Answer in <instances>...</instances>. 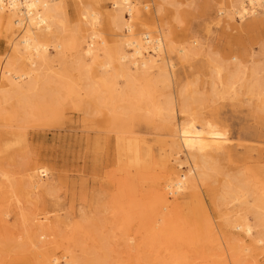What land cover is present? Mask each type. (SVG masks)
Wrapping results in <instances>:
<instances>
[{
  "label": "bare ground",
  "instance_id": "obj_1",
  "mask_svg": "<svg viewBox=\"0 0 264 264\" xmlns=\"http://www.w3.org/2000/svg\"><path fill=\"white\" fill-rule=\"evenodd\" d=\"M214 1L215 26L264 21V0ZM177 4L0 0V232L12 213L17 226L0 234V252L20 250L11 264H110L105 223L94 207H62L56 191L67 183L46 159L20 176L8 167L35 135L29 129L73 122L68 111L91 164V203L112 189L114 229L138 225L129 264H196L189 253L202 246L215 250L200 257L210 264H263L255 249L264 248V142L255 132L247 142L261 148L232 138L219 114L246 104L264 120L263 69L239 55L210 58L196 38L176 41ZM200 56L205 69L193 62L181 83L178 69ZM83 189L72 184L69 203ZM59 225L70 229L65 245L51 239ZM57 244L59 255L45 248Z\"/></svg>",
  "mask_w": 264,
  "mask_h": 264
},
{
  "label": "rangeland",
  "instance_id": "obj_2",
  "mask_svg": "<svg viewBox=\"0 0 264 264\" xmlns=\"http://www.w3.org/2000/svg\"><path fill=\"white\" fill-rule=\"evenodd\" d=\"M178 1V13L180 24L178 27L172 28L175 32V40L178 42L187 41L189 38H196L203 45L204 51L210 56V58H216L220 60L222 58L229 59L233 55L241 56V61L250 64L251 61L257 62V64L263 69L260 76L264 79V21L263 20H253L249 21L240 30L231 31L230 28L225 27V24L220 23V25L215 26L211 23L213 12L211 7L216 3L214 0H177ZM67 10L70 12L73 10L72 4L66 1ZM208 9V10H206ZM224 25L225 28H222ZM237 26V24L235 23ZM206 57L200 56L195 60H192V64L185 65L184 69H178L176 78L180 79L181 83L186 82L188 78V72L190 65H194L199 68V70H204L202 67L203 63H206ZM200 60V61H199ZM199 61V62H198ZM205 66V64H204ZM191 70V69H190ZM203 72V71H202ZM203 73L200 72L199 76ZM190 80V79H188ZM68 117L73 118V122L69 121L67 118L61 126L56 127H43L44 131L40 128L29 129L32 135V140H29L28 146L20 154H14L11 158L10 165L8 166L10 171H12L16 176H20L21 172L24 171L29 162H34L40 157L47 160L48 165L54 168V175L60 176L61 182H66L67 184H62L56 191V195L60 198V204L66 209L72 208V214L76 215V211L79 208V204L88 205L89 207H94L93 213L97 218H101L102 222L105 223V228L103 229V236L106 238L107 250L110 252V257L108 263L110 264H129V259L133 256L135 249V244L138 240L139 231H137L138 225L135 220L132 219L129 223V228L127 231L121 230L116 231L113 227L115 220L113 215L117 214L119 211L113 206L114 202L111 195L115 194L112 189L104 188V192L99 198H96V203H91L95 197H92L89 192L93 187L91 184V178L93 172L91 170V164L88 161L87 155L83 150L82 141L80 136L75 132L79 129L77 123H74V116L76 114L73 111H68ZM220 116L226 117V122L221 121L224 126L229 128L230 136L234 139H240L245 145H251L261 148V146L247 142V136L251 132H255L256 135L261 137L260 141L264 142V120L259 119L255 111L248 108L246 104H236L234 108L229 106H224V108L219 109ZM79 133V132H78ZM263 147V146H262ZM255 154V153H254ZM86 163V164H84ZM103 162L98 161V166L102 165ZM85 170V172H81ZM185 167H180V171H184ZM112 177V176H108ZM79 179V180H78ZM71 180V181H70ZM75 186L77 190L80 186H83V190L74 194V202H70V188ZM86 184V185H85ZM148 186L144 184L143 187L139 189V192L144 196L145 192L148 190ZM109 190V191H108ZM96 194V193H95ZM104 201H107V206L110 204L109 208L105 211ZM116 201V200H115ZM103 205L104 211L99 212V208H95L96 205ZM39 204H36L37 206ZM34 206V207H35ZM106 206V207H107ZM28 210L34 208L27 207ZM41 206L38 208V210ZM17 211V209H16ZM120 216V214H119ZM74 221H79L77 217L71 218ZM123 219H119L117 224H119ZM101 222V221H100ZM14 223L13 213L10 214L8 218V223H2L4 225L3 230L7 228L9 232H17V226L11 228ZM1 230L0 234H10ZM70 229L66 228L65 225H59L56 228V232L51 236V239L55 241H62V244H66L69 241ZM61 243V242H60ZM59 243V244H60ZM57 245H47L45 247L47 250H52L54 253H61V249L55 250ZM89 244V241L86 242ZM51 246V247H50ZM84 246V245H82ZM184 250H195L186 247ZM256 259L259 263L264 264V248L260 247L255 249ZM214 249L203 247L199 249L198 253L190 252L189 255L192 260H196V264H210L209 260H203L202 253L204 255H209L214 253ZM79 254V252H77ZM20 256V250L12 249L0 252V261L2 264L15 263L17 258ZM200 258V259H199Z\"/></svg>",
  "mask_w": 264,
  "mask_h": 264
}]
</instances>
